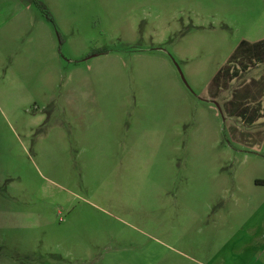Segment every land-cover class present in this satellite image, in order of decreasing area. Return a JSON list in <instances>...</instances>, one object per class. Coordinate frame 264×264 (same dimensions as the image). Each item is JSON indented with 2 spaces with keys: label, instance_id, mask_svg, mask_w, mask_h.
Returning a JSON list of instances; mask_svg holds the SVG:
<instances>
[{
  "label": "rangeland",
  "instance_id": "obj_1",
  "mask_svg": "<svg viewBox=\"0 0 264 264\" xmlns=\"http://www.w3.org/2000/svg\"><path fill=\"white\" fill-rule=\"evenodd\" d=\"M27 1L0 15V264H264V0Z\"/></svg>",
  "mask_w": 264,
  "mask_h": 264
},
{
  "label": "crops",
  "instance_id": "obj_2",
  "mask_svg": "<svg viewBox=\"0 0 264 264\" xmlns=\"http://www.w3.org/2000/svg\"><path fill=\"white\" fill-rule=\"evenodd\" d=\"M30 6H31V2H29L27 0H0V15H4V17L2 18L3 20H8V19L13 20L17 17L23 16L25 13L28 15V12L30 11ZM37 36H38V34H36V36L32 35L33 39H34V37L36 38ZM37 40H38V37H37L36 41ZM19 50H20V53L23 54V52H21V49H19ZM36 53L38 54V48L36 49ZM262 54H264V52H262ZM262 64H264V61L259 62V63H255V64H249V66L255 67L258 65H262ZM244 67H247V66L244 65ZM249 69H251V68H249ZM240 70H248V68H240ZM231 75H233V72L231 74L227 75V79L230 78ZM219 76H220V74L218 73V75H216L215 78H217ZM261 100L264 101V96H262ZM262 101L260 102V106L258 109V116L261 118H264V103H262ZM69 108H71L70 103H69ZM77 118H78V116H77ZM129 144L130 143L128 141H125L123 145H129ZM253 187L256 189L264 188V179H262L260 177L254 178ZM194 193L201 194L199 189L195 190ZM262 208H264V204L259 205L257 209L260 210ZM261 223H262V221L259 222V224H258L259 226L258 225L254 226L255 228H257V231L255 233L252 232L250 234V236H249L250 239L255 240V238L258 239V238L262 237V234L259 235V233H258V229L259 228L261 229V226L264 225Z\"/></svg>",
  "mask_w": 264,
  "mask_h": 264
},
{
  "label": "trees",
  "instance_id": "obj_3",
  "mask_svg": "<svg viewBox=\"0 0 264 264\" xmlns=\"http://www.w3.org/2000/svg\"><path fill=\"white\" fill-rule=\"evenodd\" d=\"M33 2H34V4H35L37 7L41 8L42 10H44V9H43V6H42L39 2L34 1V0H33ZM47 19H48L49 21H51V19L49 18L48 15H47Z\"/></svg>",
  "mask_w": 264,
  "mask_h": 264
}]
</instances>
